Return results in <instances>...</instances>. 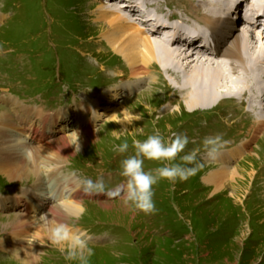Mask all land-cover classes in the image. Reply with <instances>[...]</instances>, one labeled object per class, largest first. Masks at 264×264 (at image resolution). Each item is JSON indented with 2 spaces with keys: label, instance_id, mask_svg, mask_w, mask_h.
<instances>
[{
  "label": "rangeland",
  "instance_id": "1",
  "mask_svg": "<svg viewBox=\"0 0 264 264\" xmlns=\"http://www.w3.org/2000/svg\"><path fill=\"white\" fill-rule=\"evenodd\" d=\"M99 1L0 0V96H12L50 115L48 117L53 118L52 114L60 111L67 119L65 124L58 122L57 129L63 126L60 132L65 136L73 131L81 133L80 146L64 155L58 177L61 174L73 176L75 185L78 184L75 189L81 191L73 201L80 202L83 211L66 223L74 224L92 237L95 255L91 264H264V136L253 146L249 156L242 155L230 165L238 168L239 175L253 171L251 179L241 183V191L231 183L215 193L202 181L207 173L216 169L210 168L213 161L206 160L202 145L206 136L214 134L207 131L195 136V132L202 118L224 112L223 102L213 104L208 108L212 111L207 112L204 107L189 112L184 101L168 107L172 93L162 83H156L126 95L118 93L111 98L113 101L110 99L111 107L101 101L100 106L107 107L108 114L92 125V135L87 133L85 124L80 128L76 125L73 115H65L63 109L81 101L90 105V94L96 97V93L108 88L113 83L111 78L120 75V63L127 68L120 50L112 52L101 41L107 31L94 14ZM157 58L164 59V56L157 55ZM180 63L186 65L185 61ZM219 91L224 94L225 89ZM150 92L152 96L147 98ZM112 107L116 108L114 120L109 119L114 112ZM0 109L8 110V107L0 102ZM195 113L199 118L190 116ZM235 113L243 118L241 111ZM122 120H126L127 125L119 123ZM212 120V124L221 125L220 120ZM51 128L48 125L43 128L48 138L42 144L52 140L59 144L61 136L52 134ZM156 128L166 138L174 132L187 134L190 142L185 152L200 148L198 160L205 167L187 181L175 184L161 181L154 186L157 209L154 214L129 212L124 215L119 211L118 201L83 191L82 178L95 180L101 173L108 187L121 183L120 162L133 150L130 147L127 154L121 155L113 150L114 145L125 139L131 145L134 139L143 140ZM122 129L129 132L117 139L112 131ZM51 135H54L52 139ZM156 166L155 162L145 161L146 170ZM35 180L34 176L15 183L0 174V196H14ZM24 208L21 205L15 210L0 209V239L16 224L18 219L14 215L25 213ZM47 209L44 211L48 215ZM33 235H37L38 240L32 246L35 251L40 250L36 264H70L46 238H40L34 228L26 236L28 244L34 240ZM23 262L14 256L13 248L3 251L0 247V264Z\"/></svg>",
  "mask_w": 264,
  "mask_h": 264
},
{
  "label": "bare ground",
  "instance_id": "2",
  "mask_svg": "<svg viewBox=\"0 0 264 264\" xmlns=\"http://www.w3.org/2000/svg\"><path fill=\"white\" fill-rule=\"evenodd\" d=\"M99 2L94 14L98 15L97 20L106 26L107 31L101 41L112 52L120 50L127 68L120 63L122 68L118 69L120 75L115 77L117 82L112 80L113 83L103 88L102 93H96V97L90 94V105L78 99L81 101L79 104L75 102L73 107L63 109L65 115H73L76 125L80 128V125L85 124L87 133H90L92 125L104 120L103 117L108 114L107 107L100 106L101 101L104 100L106 106L111 107L110 99L118 93L126 95L143 86L153 87L156 83H162L172 93L173 98L168 107L184 101L186 110L195 112L223 102L226 105L225 113H218L222 125L215 127L210 119H202L195 132L196 136L212 130L214 135L220 134L228 141L218 158L210 163L213 165L210 168L216 169L207 173L202 181L215 193L229 187L231 183L240 187L238 191H241L242 184L247 178L251 179L253 171L239 175L238 168L230 165L242 155L249 156L253 146H257L264 136V105H261V101L264 102V29L258 31L264 18H255L253 14L257 8H264V0ZM242 8L246 12L244 16H241ZM152 13L158 16L152 18ZM136 14L139 23L137 18H133ZM231 14L235 17L229 20ZM237 15L238 22L244 26L241 31L234 22ZM162 20H171L173 26L163 25ZM148 23L150 31L144 29ZM201 34L212 39L217 47L216 52L201 51L198 54L185 44L191 42V46H194L202 43ZM157 55H163L164 59L157 58ZM180 61H185L186 65H181ZM119 78L121 80L118 82ZM221 88L225 89L226 95L219 91ZM151 96L150 92L146 97ZM0 102L8 107V110L0 109V174L15 183L29 177L36 178L34 183L26 185L27 188L14 196H0V209L25 207L23 215H14L18 220L12 229L4 233L0 247L3 251L13 248L14 256L18 259L26 264H36L40 250L35 251L32 245L38 236H31L34 240L30 244L26 236L34 228L40 238L50 242L48 229L42 225L40 217L45 215L66 222L81 213L80 202L73 201V197L80 193V189H75L73 176L61 174L58 177L63 168L59 165L64 155L71 154L80 146L78 141L81 133L73 131L65 136L60 132L63 126L57 129L58 122L65 124L67 119V116L60 115V111L52 114L55 116L52 118L12 97L1 96ZM115 107L111 108L114 112L109 116L110 120L117 116ZM176 110L178 112L179 108ZM236 110L242 112V119L237 116ZM194 115L199 118L198 113L190 116ZM123 121L119 123L127 125V121ZM133 121H136L135 118ZM51 124L54 128H51ZM46 125L54 131L52 134H60V145L54 140L42 144L48 138L43 131ZM206 168L209 170V167ZM49 174L54 178L50 179ZM47 205H50L48 209ZM45 208L49 211L48 215ZM119 209L124 215L129 214L122 206Z\"/></svg>",
  "mask_w": 264,
  "mask_h": 264
},
{
  "label": "clouds",
  "instance_id": "3",
  "mask_svg": "<svg viewBox=\"0 0 264 264\" xmlns=\"http://www.w3.org/2000/svg\"><path fill=\"white\" fill-rule=\"evenodd\" d=\"M140 118L137 116V119ZM112 132L119 139L129 131L122 129ZM189 142L185 133L174 132L166 138L158 128L143 140L134 139L131 145L125 139L113 148L121 155L127 154L130 147L133 150L132 154L125 155L120 162L119 175L123 178L122 182L110 188L105 182L104 173H101L95 180L82 178L83 191L118 201L133 214H154L157 210L153 199L154 186L161 181L172 184L187 181L204 167L198 160L200 148L185 152ZM227 143L220 134L206 136L202 141L204 155L209 161H215ZM146 160L155 162L157 166L146 170ZM88 166L92 167V164L89 163ZM40 220L48 229L50 243L64 255L66 261L70 264H91L95 250L90 235L72 223L61 222L45 215Z\"/></svg>",
  "mask_w": 264,
  "mask_h": 264
}]
</instances>
